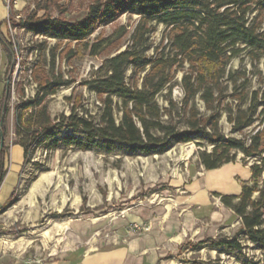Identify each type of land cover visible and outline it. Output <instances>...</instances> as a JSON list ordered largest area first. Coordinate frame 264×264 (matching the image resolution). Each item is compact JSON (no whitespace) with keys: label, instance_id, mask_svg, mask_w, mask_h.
I'll list each match as a JSON object with an SVG mask.
<instances>
[{"label":"trees","instance_id":"1","mask_svg":"<svg viewBox=\"0 0 264 264\" xmlns=\"http://www.w3.org/2000/svg\"><path fill=\"white\" fill-rule=\"evenodd\" d=\"M124 14L139 16L131 31H127V25L119 28L130 33L125 48L106 57L85 81L101 103L98 118L76 112L81 99L72 105L69 115L52 117L47 97L71 84L55 70L38 77L36 94L17 104L13 142L24 147L25 163L33 142L48 135L56 145L62 127L81 133V137L64 136L61 141L66 145L106 151H111L115 143H123L149 154L193 140L194 136L206 138L214 145L211 151L199 153L207 169L235 162L239 152L254 161L248 164L243 160L252 174L242 182L239 200L235 202L234 195L222 196V201L240 217L239 229L231 237L207 236L202 242L241 251L239 235L246 234L264 254V88H250L245 67H230L234 57L245 54L264 82V0H94L80 18L33 15L23 20L22 26L52 38L76 41L91 55H98L110 38L94 42L89 38L98 27ZM158 24L164 29L154 46L151 36ZM6 50L10 56L8 45ZM179 73L182 76L177 82ZM176 85L184 94L180 102L173 95ZM9 98L6 94L1 98L3 136L8 134ZM197 98L206 112L197 106ZM223 115L235 130L244 132L252 127L250 134L227 136L220 127ZM7 147L6 143L0 146V185L5 176Z\"/></svg>","mask_w":264,"mask_h":264},{"label":"rangeland","instance_id":"2","mask_svg":"<svg viewBox=\"0 0 264 264\" xmlns=\"http://www.w3.org/2000/svg\"><path fill=\"white\" fill-rule=\"evenodd\" d=\"M93 1L0 0V20L3 21L0 33V106L2 95H10L6 123L8 134L3 136V145L8 144L5 175L9 147L16 138L17 104L36 94L37 78L42 74L55 70L71 81L46 99L53 118L69 115L72 105L79 99L81 103L76 112L98 118L101 103L96 91L85 81L92 77L106 57L125 48L130 33L121 32L119 28L127 25V31H131L139 16L124 14L116 21L98 27L89 38L90 42L110 38L109 45L98 55H91L76 41L52 38L22 26V21L33 15L80 18ZM163 29L164 26L158 24L152 33L154 46L159 43ZM153 51L151 48L149 53ZM257 66L262 68V63ZM230 67H245L251 79L250 88L259 85L264 88V82H261L247 55L234 57ZM131 76L129 69L128 77ZM181 76V73L177 75V82ZM173 95L177 101L182 100L184 94L180 85L175 86ZM159 100L163 103L161 97ZM227 101L231 100L228 98ZM196 103L201 111L206 112L199 98ZM119 115L117 113L116 117ZM220 127L227 136H248L252 130V127L244 132L233 129L225 115L220 119ZM66 135L81 137L79 131L62 127L56 145L48 135L32 143L29 161H24L22 167L20 184L8 202L0 207V223L5 225V228H0V242L7 249L1 264H42L52 253H69L77 246L76 255H80L94 246L90 241L95 238L98 239L97 245L100 241L107 246L123 244L128 233H122V227L116 225V221L146 204L178 207L177 198L184 189L177 187V183L185 177L190 181L199 167V153L211 151L214 146L208 139L194 136L193 140L173 143L163 151L146 154L123 143H115L111 151L100 147L81 149L62 142ZM1 141L2 134V147ZM237 160L243 163L245 160L248 164L254 161L245 159L241 152L237 154ZM134 223L147 224L149 230L134 231ZM239 227L240 223L234 220L222 223L217 229L212 227L203 235L186 237L182 244L170 250L156 264H262V249L246 234L239 235L243 245L241 251L218 246L211 241L202 242L207 236L231 237ZM127 229L134 234H144L150 232L151 225L131 222Z\"/></svg>","mask_w":264,"mask_h":264},{"label":"crops","instance_id":"3","mask_svg":"<svg viewBox=\"0 0 264 264\" xmlns=\"http://www.w3.org/2000/svg\"><path fill=\"white\" fill-rule=\"evenodd\" d=\"M24 161V147L12 143L6 162L7 173L0 186V207L8 202L20 184ZM251 174L250 166L238 160L213 169H207L199 162L192 179L187 181L186 177L182 178L176 185L184 189L177 198L178 207L146 204L116 221V225L122 227L121 232L128 233L123 244L107 246L100 241L97 245L98 239L95 238V241H90L94 246L83 254L76 255L77 246L69 253H52L42 264H156L170 250L182 244L186 237L203 235L224 222L237 220L240 223V217L222 201V196L234 195L237 202L242 182L249 180ZM131 222L150 223L151 230L134 234L127 229ZM2 224L0 228H5ZM6 250V246L0 242V260L7 253Z\"/></svg>","mask_w":264,"mask_h":264},{"label":"built area","instance_id":"4","mask_svg":"<svg viewBox=\"0 0 264 264\" xmlns=\"http://www.w3.org/2000/svg\"><path fill=\"white\" fill-rule=\"evenodd\" d=\"M132 229L134 231H138V230H149V226L147 224H137V223H134Z\"/></svg>","mask_w":264,"mask_h":264},{"label":"water","instance_id":"5","mask_svg":"<svg viewBox=\"0 0 264 264\" xmlns=\"http://www.w3.org/2000/svg\"><path fill=\"white\" fill-rule=\"evenodd\" d=\"M3 142H4V137H3V135H2L1 145H3Z\"/></svg>","mask_w":264,"mask_h":264}]
</instances>
